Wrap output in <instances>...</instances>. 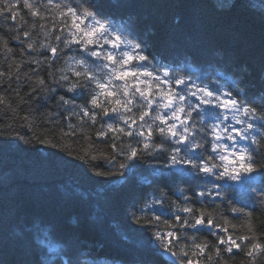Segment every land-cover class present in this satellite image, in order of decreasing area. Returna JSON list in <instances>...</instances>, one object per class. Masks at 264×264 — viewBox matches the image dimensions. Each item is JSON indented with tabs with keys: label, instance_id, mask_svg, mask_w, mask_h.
Masks as SVG:
<instances>
[{
	"label": "trees",
	"instance_id": "obj_1",
	"mask_svg": "<svg viewBox=\"0 0 264 264\" xmlns=\"http://www.w3.org/2000/svg\"><path fill=\"white\" fill-rule=\"evenodd\" d=\"M97 2L106 14L134 29L146 42L151 55L171 65L179 74L200 77L206 83L218 80L226 89L237 82L235 86L247 88L249 94L264 90V15L253 11L249 0H230L227 4L214 0ZM19 11L23 19L18 16L16 25L10 17L0 16V38L7 40L12 49L7 52L0 41V72L5 73L0 77V93L6 97L5 103L0 104V264H44L45 259L49 264H63L67 259L73 264H164L153 252L151 234L157 229L167 231L169 224L164 221L174 224L170 213L175 212L177 205L184 206L183 197H191L193 207L211 212L220 228L228 229L227 234L220 232L221 235H254L264 244V203L255 197L249 198L246 193L243 202L237 203L232 198L236 190L233 188L223 189L230 203L213 196L198 201L190 189L199 191L200 181L175 169L159 171L166 164L165 155L142 154L139 159L127 161L124 176H96L93 171L96 168L115 169L103 158L78 159L86 150L100 155L113 154L112 134L98 138L96 132L101 124L114 121L98 119L95 125L81 124L77 116H70L65 106L57 103L59 96L66 95L63 88L55 92L38 91L29 99L26 93L37 87L38 77L51 85L49 71L58 78L57 70L64 68L68 57L78 52L66 49L51 69L41 64L33 74L36 65L30 62L29 55L41 57L31 50L21 57V43L13 39L16 26L27 22L24 31L32 32L37 51L47 58L50 53L42 52L39 45L46 39L45 32L51 34V25L57 18L30 17L22 7V0ZM51 42L55 44L54 36ZM26 74L31 76L30 80L25 79ZM67 98L79 105L85 103L86 95L67 94ZM41 140H51L57 146L42 144ZM121 140L124 147L135 143L126 136ZM121 140L116 141L118 147ZM120 162L125 160L118 156L116 163ZM258 162L264 163V140ZM262 183L264 178L257 176L253 190ZM162 191L166 194L165 214L156 212L161 215V221L146 227L136 224L130 211L159 197ZM233 206L242 211L232 213ZM147 215L150 217L151 213ZM250 225L253 232H249ZM44 231L49 233V244L56 252L42 251L37 237ZM181 234L187 239L180 241V247L188 245L190 255L192 237L196 243L213 245L206 250V255L194 257V264L197 261L198 264H264V253L250 258L246 255L248 248L243 245L241 250L233 249L232 253L221 246L218 258L214 250L217 238L207 230Z\"/></svg>",
	"mask_w": 264,
	"mask_h": 264
},
{
	"label": "snow or ice",
	"instance_id": "obj_2",
	"mask_svg": "<svg viewBox=\"0 0 264 264\" xmlns=\"http://www.w3.org/2000/svg\"><path fill=\"white\" fill-rule=\"evenodd\" d=\"M20 3L21 0H2L0 16L10 17L12 24L16 25L18 16L23 19ZM249 6L264 15V0H249ZM22 7L32 18H57L51 25L53 31L51 34L45 32L46 39L39 45L42 52L50 53L47 58L37 51L32 32L24 31L27 22L16 26L17 34L13 39L21 43V57L28 55L29 50L41 57L29 55L30 62L36 65L33 74L41 64H47L51 69L66 49L78 52V55L68 57L64 68L57 70L60 73L58 78L49 71L51 85L43 77H38L37 87L26 93L29 99L38 91L55 92L63 88L66 95L59 96L57 103L65 106L70 116H77L81 124L90 122L95 125L98 119L114 121L101 124L96 132L98 138L112 134L111 156L86 150L77 157L82 161L103 158L115 169L103 171L96 168L93 170L96 176H124L127 161L139 159L142 154L156 153L167 157L160 172L175 169L201 182L197 185L199 191L190 189L198 201L213 196L230 203L223 189L233 188L236 190L232 192V198L237 203L243 202L245 193L264 203V183L253 190L256 177L264 178V163L258 162L261 141L264 140V90L249 94L247 88L235 86L237 82H233L231 89H226L218 80L206 83L200 77L179 74L171 65L151 55L146 42L134 29L106 14L97 0H46V3L43 0H22ZM35 27L33 24L32 29ZM57 30L59 34H56ZM52 36L55 44L51 42ZM0 41L7 52L12 51L7 40L0 38ZM21 65L22 61L16 66L17 71ZM4 75L0 72V77ZM8 78L11 81L12 75L9 74ZM25 79L30 80L31 76L26 74ZM67 94L86 95L85 103L78 105L74 99L67 98ZM5 101L6 97L0 93V104ZM123 136L135 143L130 142L124 147ZM157 139L160 143L156 142ZM118 140H121L119 147ZM40 143L57 146L51 140H41ZM118 156L125 162L116 163ZM165 199L166 194L162 191L159 197H153L141 207L134 206L129 213L131 219L142 227L159 223L161 215L165 214ZM183 199L184 206L177 205L175 212L170 213L174 224L164 221L169 224V229H157L151 234L153 252L164 264H194V257L204 256L206 250L213 248L208 242L196 243V238L192 237L190 255L188 245L180 247V241L187 239L181 233L189 230H207L215 235L214 250L218 258L221 246L227 253H232L233 249L241 250L243 245L248 248L246 255L253 259L264 253V244L259 242V237L221 235L220 232L227 234L228 229H221L211 212L193 207L191 197ZM157 211L161 215H156ZM241 211L235 206L231 208L232 213ZM148 213H151L150 217ZM214 228L219 231L212 232ZM253 231L250 225L249 232ZM37 239L42 251H57L49 244L47 231ZM44 264L49 261L45 259ZM63 264H73V261L67 259Z\"/></svg>",
	"mask_w": 264,
	"mask_h": 264
},
{
	"label": "rangeland",
	"instance_id": "obj_3",
	"mask_svg": "<svg viewBox=\"0 0 264 264\" xmlns=\"http://www.w3.org/2000/svg\"><path fill=\"white\" fill-rule=\"evenodd\" d=\"M214 1L219 3V4H227V3H229L230 0H214Z\"/></svg>",
	"mask_w": 264,
	"mask_h": 264
}]
</instances>
